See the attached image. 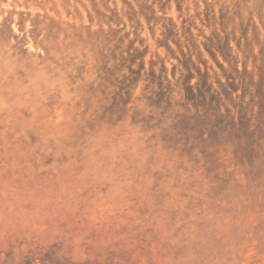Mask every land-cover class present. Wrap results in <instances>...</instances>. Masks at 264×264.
Returning <instances> with one entry per match:
<instances>
[{
	"label": "rangeland",
	"instance_id": "obj_1",
	"mask_svg": "<svg viewBox=\"0 0 264 264\" xmlns=\"http://www.w3.org/2000/svg\"><path fill=\"white\" fill-rule=\"evenodd\" d=\"M0 264H264V0H0Z\"/></svg>",
	"mask_w": 264,
	"mask_h": 264
}]
</instances>
